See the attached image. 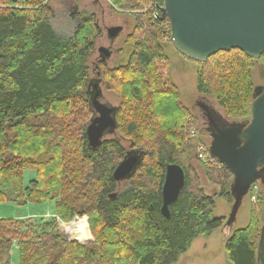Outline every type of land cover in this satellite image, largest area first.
I'll return each mask as SVG.
<instances>
[{
    "label": "trees",
    "instance_id": "16d2710c",
    "mask_svg": "<svg viewBox=\"0 0 264 264\" xmlns=\"http://www.w3.org/2000/svg\"><path fill=\"white\" fill-rule=\"evenodd\" d=\"M110 1L123 10L164 3ZM133 14L128 62L117 67L99 62L102 79L121 97L117 136L93 148L86 129L93 116L89 61L101 33L97 14H81L68 37L53 27L55 12L48 0H0V202L56 200V213L66 221L89 215L95 237L87 244L68 241L53 224L34 238L36 232L23 230L22 221L0 218V264L10 263L15 240L20 264H174L195 239L209 238L224 226L226 218L215 214L216 198L202 186L194 166L183 165L186 183L170 205V216L161 211L166 165L181 164L183 155L203 142V129L189 137L190 118H199L164 73L170 27L152 22L148 14ZM256 60L264 68V54L254 59L232 49L199 62V94L215 97L228 119H250ZM132 150L140 152L141 162L123 188L113 173ZM28 169L37 178L25 187ZM204 170L219 187L217 196L233 203L232 172L216 159ZM256 184L260 200L264 183ZM257 210L252 209L248 225L228 238V264H258L263 224ZM87 230L90 239L88 224Z\"/></svg>",
    "mask_w": 264,
    "mask_h": 264
},
{
    "label": "water",
    "instance_id": "95a60500",
    "mask_svg": "<svg viewBox=\"0 0 264 264\" xmlns=\"http://www.w3.org/2000/svg\"><path fill=\"white\" fill-rule=\"evenodd\" d=\"M162 18L168 17L171 25V41L186 57L206 62L220 51L240 49L249 57L258 59L264 54V0H164L158 5ZM123 25L107 29L110 39H115ZM104 59L112 51L99 47ZM99 66V65H98ZM100 77L90 81L93 116L87 125L89 145L98 147L107 134L117 126V106L104 101ZM250 119H228L222 111H211V126L207 128L212 138L211 155L233 174L231 193L234 211L238 203L258 181L264 183V85L254 88ZM141 162L138 150L127 153L117 165L113 176L117 182L129 179ZM186 183V170L180 163H168L162 185L164 216L171 214L170 205L175 203ZM116 193L111 194L115 197ZM258 264H264V227L258 246Z\"/></svg>",
    "mask_w": 264,
    "mask_h": 264
},
{
    "label": "rangeland",
    "instance_id": "374dc122",
    "mask_svg": "<svg viewBox=\"0 0 264 264\" xmlns=\"http://www.w3.org/2000/svg\"><path fill=\"white\" fill-rule=\"evenodd\" d=\"M48 3L55 12V15L50 19L51 23L55 30L63 36L69 37L73 35L81 14L91 12L97 14L101 33L96 38L95 51L89 61L91 77H100L98 75V71L101 70L100 66H98L99 62H104L109 67H117L128 62L133 50L128 37L134 32L136 26L135 14H133L132 10L115 8L110 0H48ZM115 25H123L124 29L115 39H110L107 29ZM101 46H105L112 51L111 57L107 59L103 58L98 51ZM165 50L169 61V65L166 67L168 73L165 76L170 77L177 84L184 104L193 109L199 118V122L196 121V124L199 126V129H203L198 103L202 102L215 111L220 112L221 109L217 105L215 97L201 95L198 92L197 74L201 68V64L181 54L170 41L165 44ZM252 72L254 84L256 86L264 85L263 62L256 60ZM101 86L104 95L103 100L114 106H119L121 97L110 90L104 80L101 81ZM200 132L203 143L207 144L206 142H208L210 144L212 138L209 133L205 130H201ZM116 136V133L107 134L105 139L115 138ZM123 143L129 148V141H124ZM180 162L186 167L194 166L201 177L202 186H204L209 194L214 195L216 198L215 214L225 217L226 222L224 226L215 230L209 238L200 236L195 239L188 251L183 253L174 264H228L225 255L227 240L234 230L243 228L249 224L254 207L258 209V216L264 227V189H262L260 200L257 199L258 189L255 192L249 191L242 197L234 211V203H229L222 197L217 196L219 187L207 180L204 170L205 166L196 158V149L194 151L188 150ZM24 176V186L27 187L31 180L37 178V172L33 169H28L25 171ZM259 182L261 183V181ZM129 185L130 183L126 181L122 187L125 188ZM253 194L256 195L255 200L252 198ZM0 218H13L22 221L24 223L23 230L36 232L37 235L35 234L34 238L38 237L43 230L50 231L54 224L58 226L59 231L68 241L76 240L82 244L95 241L90 226V216L83 214L75 216L70 221H66L56 213V200H50L45 203L29 202L26 204H19L13 200L1 201ZM87 224L91 234L90 239ZM62 225L64 226V230L62 229ZM81 225L86 226V230L83 232L77 231ZM71 226H73L75 232L83 234L84 239H79L77 238L78 236L68 238L67 234L70 233ZM71 234L73 233L71 232ZM11 251L9 264H20L19 248L16 240Z\"/></svg>",
    "mask_w": 264,
    "mask_h": 264
},
{
    "label": "built area",
    "instance_id": "2783aa9c",
    "mask_svg": "<svg viewBox=\"0 0 264 264\" xmlns=\"http://www.w3.org/2000/svg\"><path fill=\"white\" fill-rule=\"evenodd\" d=\"M163 4L153 3V4L149 5L148 7H145L144 9L132 10V12L133 13L148 14V18L152 22H156L160 26H163V25L169 26L170 27V31H171V25H170V21H169L168 17L162 18V12L158 8V5H163ZM171 33H172V31H171ZM164 65H165V63H163V67H164ZM164 73L165 74L168 73L166 68L164 69ZM198 127L199 126H197L196 121L193 118H190V125H189V128H188L189 137H197L198 136V134H199V128ZM209 148H210V144H205L203 142H200L197 145V147H196V157L201 162V164L203 166H205V167H210L213 164L214 159H215L211 155V153L209 151ZM257 189H258V185L255 184V185L252 186L250 191L251 192H253V191L255 192ZM252 198L255 200L256 199V195L253 194Z\"/></svg>",
    "mask_w": 264,
    "mask_h": 264
},
{
    "label": "flooded vegetation",
    "instance_id": "af4514ba",
    "mask_svg": "<svg viewBox=\"0 0 264 264\" xmlns=\"http://www.w3.org/2000/svg\"><path fill=\"white\" fill-rule=\"evenodd\" d=\"M198 108L200 110V118L202 119V123H203V130L208 132L207 128L211 126V118H210L211 111L209 110V107L202 102L198 103ZM127 180L128 179L118 182L119 186H123L124 182H126Z\"/></svg>",
    "mask_w": 264,
    "mask_h": 264
},
{
    "label": "bare ground",
    "instance_id": "6f19581e",
    "mask_svg": "<svg viewBox=\"0 0 264 264\" xmlns=\"http://www.w3.org/2000/svg\"><path fill=\"white\" fill-rule=\"evenodd\" d=\"M71 232L73 233V234H71ZM68 233H69V231H68ZM76 236H83V234H80V233H78V232H75V229L73 228V226H71L70 227V233L69 234H67V237L68 238H71V237H76ZM84 237V236H83ZM84 239V238H83Z\"/></svg>",
    "mask_w": 264,
    "mask_h": 264
},
{
    "label": "clouds",
    "instance_id": "9594fccd",
    "mask_svg": "<svg viewBox=\"0 0 264 264\" xmlns=\"http://www.w3.org/2000/svg\"><path fill=\"white\" fill-rule=\"evenodd\" d=\"M86 230V226L85 225H81L78 229H77V231H79V232H83V231H85ZM77 238H79V239H83L84 237L83 236H79V237H77Z\"/></svg>",
    "mask_w": 264,
    "mask_h": 264
},
{
    "label": "crops",
    "instance_id": "0c3cea01",
    "mask_svg": "<svg viewBox=\"0 0 264 264\" xmlns=\"http://www.w3.org/2000/svg\"><path fill=\"white\" fill-rule=\"evenodd\" d=\"M12 252V251H11Z\"/></svg>",
    "mask_w": 264,
    "mask_h": 264
}]
</instances>
